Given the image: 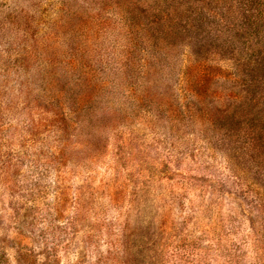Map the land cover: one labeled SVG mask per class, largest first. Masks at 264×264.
<instances>
[{
  "label": "rangeland",
  "instance_id": "rangeland-1",
  "mask_svg": "<svg viewBox=\"0 0 264 264\" xmlns=\"http://www.w3.org/2000/svg\"><path fill=\"white\" fill-rule=\"evenodd\" d=\"M260 1L0 0V264H264Z\"/></svg>",
  "mask_w": 264,
  "mask_h": 264
},
{
  "label": "trees",
  "instance_id": "trees-1",
  "mask_svg": "<svg viewBox=\"0 0 264 264\" xmlns=\"http://www.w3.org/2000/svg\"><path fill=\"white\" fill-rule=\"evenodd\" d=\"M185 1H187V0H185ZM232 2H234L236 4L235 7L237 9L239 8L242 11V13L245 12L246 10H249V11L251 10V12L253 13V17L260 16V14H261V12L263 10V8L257 7V5L259 3H261L260 0H221V3H219V8L220 9H223V10L226 9V10L230 11L231 8L228 7L227 3H232ZM179 3L182 4V5L184 4V3H182V1H180ZM254 10H255V12H254ZM206 15L207 14L205 13V9L203 7H201V8H197V11L193 15V18H194V20L196 22L199 21V23H201L206 18ZM127 16H128L127 20L130 19V18L131 19H134L131 15H127ZM248 18H249V16H248ZM125 20H126V18H125ZM127 20H126V22H127ZM128 23H132V21L129 20ZM243 53L244 52L242 51V48L237 49V50H235L234 52L231 53L232 61H230L229 64L233 68L234 74L241 73L242 71H244L246 69V67H248V63L246 64V62H244L245 55ZM263 60H264V57H263ZM240 62L242 64L245 63V66L242 67L241 72L239 70L240 69V66L238 67V70H236V66ZM258 63H259V60L256 61V64H258ZM218 70H219V72L221 71L220 67L218 68ZM77 77H79V76L78 75H72L71 74V75H68V76L65 75L64 78H68L69 81H70L72 79H76ZM226 79L227 80L228 79L234 80V77L233 78L226 77ZM50 80H52V79H50ZM218 80H221V79H218ZM47 84H50V81H48ZM217 84H218V82H217ZM70 86L69 85H65V87L71 89L72 87H70ZM216 101L217 102H220V103L217 104V105H207V107L208 106H212L216 112H221L222 113V112H224L226 110V108H227L226 106L232 102V99H230L229 96L226 95L225 100H223V98H222V99L216 100ZM47 103H48V105H50V103L48 101H47ZM192 103L193 104H190L189 102H187L186 104H184V108L192 107V109L185 111L186 112V117H188V118H191L192 115L194 114V112H200L201 110H203L200 105L196 106V104L194 103V101ZM59 120H60V118L57 119V121H59ZM53 124H54L53 122H50L49 125H53ZM261 125L263 126V127H261L263 129L264 128V122Z\"/></svg>",
  "mask_w": 264,
  "mask_h": 264
}]
</instances>
